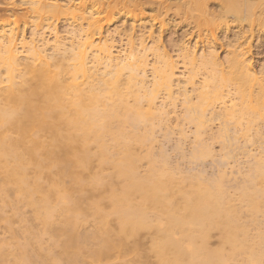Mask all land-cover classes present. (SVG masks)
Masks as SVG:
<instances>
[{"label":"bare ground","instance_id":"bare-ground-1","mask_svg":"<svg viewBox=\"0 0 264 264\" xmlns=\"http://www.w3.org/2000/svg\"><path fill=\"white\" fill-rule=\"evenodd\" d=\"M79 1L91 3V9L68 31V41L56 23L47 27L51 43L42 32L19 39L13 28L0 31V222L9 231L13 216L25 223L24 241L0 244V264H150L139 252L143 230L154 234L149 251L156 264H226L233 257H240L241 264H262L264 249L247 233L233 200L252 214L264 207V63L255 69L245 57L249 48L240 43L261 42L264 0H219L217 14L205 9L207 0H193L196 9L213 18L206 40L212 45L199 54L181 48L176 59L154 45L159 38L153 47L144 33L134 41L133 28L124 43L111 34L102 36L95 15L105 8L120 16L122 8L136 7V0L106 6L100 0ZM22 4L39 20L35 26L64 12L57 0ZM254 24L260 26L256 31ZM232 25L240 32L227 40ZM218 27L225 29L222 39L232 42L224 62L214 45L212 31ZM159 97L173 106L179 100L183 121L201 142L194 157L212 156L202 142L205 135L220 141L226 157L249 154L247 143L258 142L236 198L222 185L191 176L176 179L153 166L138 173L132 147L153 140V127L166 111L165 101L157 105ZM145 156L153 164L151 152ZM94 161L97 170L91 173ZM105 167L109 174H103ZM187 179L190 189L183 186ZM5 204L13 208L10 216ZM19 204L31 209L38 229L22 218ZM86 217L96 225L81 232ZM109 217L115 218V227ZM212 228L228 253L224 246H208ZM44 235L48 246L42 245Z\"/></svg>","mask_w":264,"mask_h":264},{"label":"rangeland","instance_id":"rangeland-1","mask_svg":"<svg viewBox=\"0 0 264 264\" xmlns=\"http://www.w3.org/2000/svg\"><path fill=\"white\" fill-rule=\"evenodd\" d=\"M66 1H69V4H66ZM100 1L103 2L105 6L107 3L113 4V0ZM255 1L256 0H251L252 3ZM57 2L63 5L64 12L59 16L43 21V26H35L39 20H36V16L31 13L28 4L19 5L21 0H0V31H7L13 28L17 33L16 37L19 39L22 36L26 38L30 37L32 31L42 32L41 34L44 40L51 43L53 39L51 28L49 29L47 27L51 23H56V29L59 35L65 39V41H68L70 37L68 31L78 26L81 21L80 16L85 15V13L91 9V3H86V5L83 6L79 0H57ZM135 3H137L136 7L131 5L122 8L124 14L120 16L117 15L116 11H113L112 14H108L105 8L95 15L98 24L103 26V37H105L104 35L111 34L112 38L116 40V43H124L126 42L125 35L130 28H133L134 41H136L139 35L144 33L146 39L145 43L147 46L153 47V39L159 38L160 42H156L154 45L157 44L161 48L160 50L164 49L173 59H176V55L179 54L181 48L189 49L190 47L195 50V53L199 54L201 51H207V47L212 45L211 42H206V40L211 38V20H213V18L211 15L202 14L198 8L196 9V7L199 6H196L197 3H193V0H136ZM219 4V0H207L205 9L217 14V11L221 9ZM68 6L70 9L66 8ZM117 7L121 6L118 5ZM259 10V8L255 9L257 13ZM226 13L230 16L233 15L230 11ZM253 26L255 27V31L260 27L257 24ZM239 28V26L232 25L230 30L226 32L227 40L233 38V33L238 34L240 32ZM224 30L225 29L218 27L212 31L214 33L213 36L216 38L214 42L216 46V55L221 62H224L225 58L230 56L229 51L232 50V47L229 46V43L232 42H227L226 39H222L225 32ZM196 33H200V38L205 41L202 42L199 40L200 38L197 37ZM260 37L261 42H256L254 39L249 43V46L247 42H240L244 50L249 48L250 51L245 54V57H247L248 61H250L252 66L257 70L264 63V35ZM119 38L122 39V41H120ZM201 44L204 45L202 46ZM161 101L166 102L163 104V111L165 109L167 113L164 111L166 115H164L165 113L163 114V120L155 123L152 130L153 140L143 145H134L132 147L133 154L139 158L137 162L138 173L143 175L153 166V168L163 172H170L176 179L191 176L193 180H201L212 185H222L231 197L236 198L239 186L246 184L245 181L249 168L251 167L250 165L253 164V160L255 159L252 154L255 153L254 149L255 146L258 145V142L251 141L247 143L248 149L251 150L249 153L250 155L239 153L234 157H226L224 154L225 149L221 147L220 141L210 139L205 135L202 138V142L211 147L212 156L194 157L193 151L199 149L201 142L200 140L193 139L192 133L194 127L183 121L182 108L179 100L174 101V106L170 100L167 101L165 97H159L157 105H159V103L161 104ZM216 126V123L209 126V128L211 127L210 130L212 133L215 132ZM206 132L208 134L211 133L209 129H207ZM185 133L187 136L182 135ZM91 148L95 150L94 145H91ZM147 151H150L152 154L153 164H150L145 156ZM113 157H117V154H114ZM96 165L97 162L94 161V168L91 173L97 170ZM110 172L111 169L107 167L103 170L104 175ZM183 186L185 189H190L188 179L183 183ZM233 202V204L237 205L241 210L240 221L247 225V233L251 238L259 241L264 249V207H261L252 214L248 212L243 203H239L236 199L233 200ZM17 208L22 218H24L29 225L37 229L40 227L36 224L30 208L20 204ZM104 208L108 210V204H105ZM12 209L10 205L6 204L3 207L4 213L9 216L11 215ZM12 219V231L8 230L4 222H0V244L24 241V220L21 221L17 216H13ZM95 225L96 222L94 219L86 217L81 222L79 230L81 232H89ZM109 225L111 227L116 226L114 217H109ZM192 228L194 230L198 229L195 225L192 226ZM153 236L154 234L152 231L147 230H143L140 235L139 252L147 258L150 264H156L154 253L149 251ZM207 242L211 249L224 246L226 252H229V247L221 242L220 233L217 229L212 228L208 231ZM42 243H44L42 245L48 246L49 240L47 236H42ZM5 264H8V262H5ZM59 264L65 263L60 262ZM226 264H241V258H229ZM262 264H264V257L262 258Z\"/></svg>","mask_w":264,"mask_h":264}]
</instances>
